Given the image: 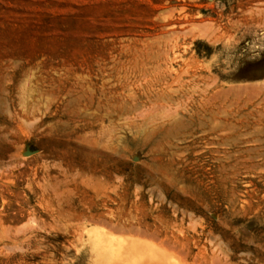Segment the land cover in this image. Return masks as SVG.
Returning <instances> with one entry per match:
<instances>
[{"label": "rangeland", "instance_id": "374dc122", "mask_svg": "<svg viewBox=\"0 0 264 264\" xmlns=\"http://www.w3.org/2000/svg\"><path fill=\"white\" fill-rule=\"evenodd\" d=\"M106 233L264 264V0H0V264Z\"/></svg>", "mask_w": 264, "mask_h": 264}, {"label": "bare ground", "instance_id": "6f19581e", "mask_svg": "<svg viewBox=\"0 0 264 264\" xmlns=\"http://www.w3.org/2000/svg\"><path fill=\"white\" fill-rule=\"evenodd\" d=\"M245 211H247V210H245ZM181 230H183V229H181ZM209 232H211V230ZM123 237L121 239H118L117 241L113 242L109 239L107 233L104 234L103 240H101V248H100L101 258H108L109 257L111 260V264H184V263H182L183 261H181L179 258H176L175 256H173L171 253H169L164 248H159L158 246L154 245L153 243H151L149 241H140V240H130L129 241ZM211 240H210V242H211ZM201 246L203 247V245H201ZM226 246H227V244H226ZM216 247H219V244H218V246L217 245L215 246V250H216ZM202 260H201V262H202ZM211 260L212 259H210V261ZM207 262H205V263H207ZM254 262H255V260H254ZM109 264H110V261H109ZM186 264H187V262H186ZM210 264H212V263H210Z\"/></svg>", "mask_w": 264, "mask_h": 264}]
</instances>
